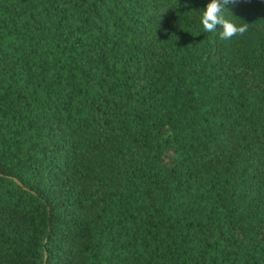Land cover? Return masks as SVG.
<instances>
[{
    "label": "trees",
    "instance_id": "16d2710c",
    "mask_svg": "<svg viewBox=\"0 0 264 264\" xmlns=\"http://www.w3.org/2000/svg\"><path fill=\"white\" fill-rule=\"evenodd\" d=\"M0 0V264H264V0Z\"/></svg>",
    "mask_w": 264,
    "mask_h": 264
},
{
    "label": "clouds",
    "instance_id": "9594fccd",
    "mask_svg": "<svg viewBox=\"0 0 264 264\" xmlns=\"http://www.w3.org/2000/svg\"><path fill=\"white\" fill-rule=\"evenodd\" d=\"M240 2L241 0H205L199 20L203 30L213 32L219 27L222 30L220 34L223 39H230L244 33L246 27L237 25L225 14L226 9L230 10V7Z\"/></svg>",
    "mask_w": 264,
    "mask_h": 264
}]
</instances>
